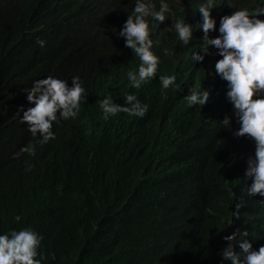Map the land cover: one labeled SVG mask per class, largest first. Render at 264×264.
Instances as JSON below:
<instances>
[{
	"label": "trees",
	"instance_id": "trees-1",
	"mask_svg": "<svg viewBox=\"0 0 264 264\" xmlns=\"http://www.w3.org/2000/svg\"><path fill=\"white\" fill-rule=\"evenodd\" d=\"M216 1L217 28L220 16L256 6ZM168 2L169 18L150 35L173 59L136 89L126 73L137 57L116 35L133 0H0L14 9L0 22V232L31 226L42 236L44 264H219L222 236L237 229L248 230L254 247L264 244V204L245 191L254 144L220 124L231 105L226 81L207 73L214 46L203 61L191 56L204 47L201 0ZM177 19L192 24L188 45L169 30ZM162 74H174L175 85L163 89ZM45 76L69 84L79 76L87 97L77 117L52 125L55 138L40 144L16 111L23 90ZM203 87L208 101L189 106L186 95ZM125 92L148 111L105 120L99 101L108 95L123 104ZM24 145L35 154L14 156Z\"/></svg>",
	"mask_w": 264,
	"mask_h": 264
},
{
	"label": "clouds",
	"instance_id": "clouds-1",
	"mask_svg": "<svg viewBox=\"0 0 264 264\" xmlns=\"http://www.w3.org/2000/svg\"><path fill=\"white\" fill-rule=\"evenodd\" d=\"M215 2L201 0L195 9L200 13L199 30L203 33L204 47L193 51L191 56L195 62L203 61L208 46H214L215 63L207 73L213 77L215 73L226 81L224 95L231 105V114L226 113L219 121L234 137L243 136L253 142L254 150L247 156L244 168L245 191L249 196L258 195L264 204V19L260 18L264 15V0H256V6L251 10L238 7L230 14L220 16L218 28L216 18L210 14L211 9H215ZM170 11L168 0H133L130 13L116 31L118 37L124 38V46L131 50L134 58L137 57L136 70L126 73L133 88H140L142 83L161 73L173 59L168 49L150 35L169 18ZM13 15L11 6L0 8L1 23ZM169 30L175 31L182 45H188L193 37L192 24L184 19H177ZM210 31L218 34L215 32L216 36L212 37ZM45 43L43 39L36 40L40 47ZM128 64L131 69L132 62ZM158 79L161 87L167 89L175 85L176 76L162 74ZM69 80L70 84L58 77L45 76L32 81V85L23 90L26 94L22 95L16 115L26 131L33 137L39 135L40 144L55 138L52 125L57 127L69 118H76L81 101L86 100L87 93L79 76H72ZM209 96V89L203 87L202 90H191L185 99L189 106H203ZM123 99L124 103L119 104L106 95L99 101L105 120L120 112L143 117L148 111L149 105L141 102L134 93L125 92ZM233 121L237 127H233ZM21 153L34 155L35 148L24 145L13 155L19 157ZM13 220L19 222L21 216L17 214ZM248 236L246 229L223 235L222 239L227 243L219 250V264L225 261L230 264H264V244L254 247ZM41 240L42 236L31 226L0 232V264H44L45 257L38 251ZM173 255L176 257L177 252Z\"/></svg>",
	"mask_w": 264,
	"mask_h": 264
},
{
	"label": "bare ground",
	"instance_id": "bare-ground-1",
	"mask_svg": "<svg viewBox=\"0 0 264 264\" xmlns=\"http://www.w3.org/2000/svg\"><path fill=\"white\" fill-rule=\"evenodd\" d=\"M220 1V3L221 4H223V5H226V1L225 0H219ZM232 1H234V0H230V2L229 3H231ZM217 2V1H216ZM89 5H91V4H89ZM89 8V7H88ZM90 9H92V8H90ZM88 12V11H87ZM86 12V13H87ZM89 13V12H88ZM101 15V14H100ZM101 18H103V15H102V17ZM105 18V17H104ZM99 20V19H98ZM103 20V19H102ZM165 48V47H164ZM220 80V83L222 82V80L221 79H219Z\"/></svg>",
	"mask_w": 264,
	"mask_h": 264
}]
</instances>
